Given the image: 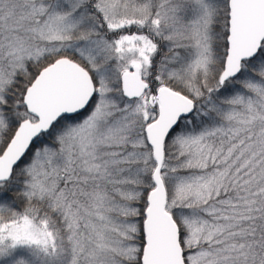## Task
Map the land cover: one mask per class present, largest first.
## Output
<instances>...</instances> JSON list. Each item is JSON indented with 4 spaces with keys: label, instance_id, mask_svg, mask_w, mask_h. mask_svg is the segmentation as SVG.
Segmentation results:
<instances>
[{
    "label": "snow or ice",
    "instance_id": "snow-or-ice-1",
    "mask_svg": "<svg viewBox=\"0 0 264 264\" xmlns=\"http://www.w3.org/2000/svg\"><path fill=\"white\" fill-rule=\"evenodd\" d=\"M0 264H264V0H0Z\"/></svg>",
    "mask_w": 264,
    "mask_h": 264
}]
</instances>
